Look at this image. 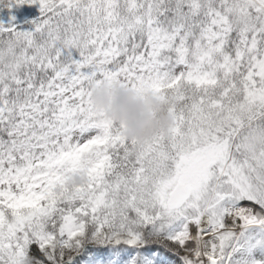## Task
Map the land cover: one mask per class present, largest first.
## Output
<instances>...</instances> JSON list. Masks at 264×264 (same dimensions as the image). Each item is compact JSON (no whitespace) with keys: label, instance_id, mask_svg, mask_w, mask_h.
<instances>
[{"label":"snow or ice","instance_id":"snow-or-ice-1","mask_svg":"<svg viewBox=\"0 0 264 264\" xmlns=\"http://www.w3.org/2000/svg\"><path fill=\"white\" fill-rule=\"evenodd\" d=\"M38 3L0 22V264H264V0ZM103 79L173 126L128 139Z\"/></svg>","mask_w":264,"mask_h":264},{"label":"clouds","instance_id":"clouds-1","mask_svg":"<svg viewBox=\"0 0 264 264\" xmlns=\"http://www.w3.org/2000/svg\"><path fill=\"white\" fill-rule=\"evenodd\" d=\"M91 102L103 116L122 126L124 136L130 140H144L174 124L170 100L151 88L138 90L103 79L94 84ZM87 179L85 173L76 172L67 177V184L82 186Z\"/></svg>","mask_w":264,"mask_h":264},{"label":"rangeland","instance_id":"rangeland-1","mask_svg":"<svg viewBox=\"0 0 264 264\" xmlns=\"http://www.w3.org/2000/svg\"><path fill=\"white\" fill-rule=\"evenodd\" d=\"M4 2L6 3V0ZM38 12H40L38 0L35 4L14 5L12 8H7L3 4H0V22L8 24L11 21L13 24H18L31 18ZM13 16L15 17L14 20L11 19Z\"/></svg>","mask_w":264,"mask_h":264},{"label":"trees","instance_id":"trees-1","mask_svg":"<svg viewBox=\"0 0 264 264\" xmlns=\"http://www.w3.org/2000/svg\"><path fill=\"white\" fill-rule=\"evenodd\" d=\"M39 14H40V12L36 13L31 18H29V19H27L21 23L15 24V25H17L20 28H24V29L30 28L31 27V21L34 20L35 18H37L39 16ZM5 25H7V24H5Z\"/></svg>","mask_w":264,"mask_h":264}]
</instances>
